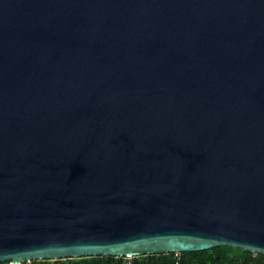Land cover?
<instances>
[{
	"label": "water",
	"instance_id": "obj_1",
	"mask_svg": "<svg viewBox=\"0 0 264 264\" xmlns=\"http://www.w3.org/2000/svg\"><path fill=\"white\" fill-rule=\"evenodd\" d=\"M264 254V0H0V261Z\"/></svg>",
	"mask_w": 264,
	"mask_h": 264
},
{
	"label": "trees",
	"instance_id": "obj_2",
	"mask_svg": "<svg viewBox=\"0 0 264 264\" xmlns=\"http://www.w3.org/2000/svg\"><path fill=\"white\" fill-rule=\"evenodd\" d=\"M264 264V254L242 247L220 245L204 250L142 254L128 258L115 255H91L24 261L23 264ZM8 264V261H0Z\"/></svg>",
	"mask_w": 264,
	"mask_h": 264
},
{
	"label": "built area",
	"instance_id": "obj_3",
	"mask_svg": "<svg viewBox=\"0 0 264 264\" xmlns=\"http://www.w3.org/2000/svg\"><path fill=\"white\" fill-rule=\"evenodd\" d=\"M126 257H127V256H126ZM128 258H131V257H128ZM176 264H180V263H179V261H178V262H176Z\"/></svg>",
	"mask_w": 264,
	"mask_h": 264
}]
</instances>
